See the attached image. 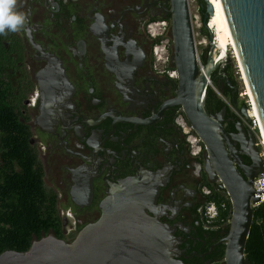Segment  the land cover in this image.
Wrapping results in <instances>:
<instances>
[{
    "label": "flooded vegetation",
    "instance_id": "1",
    "mask_svg": "<svg viewBox=\"0 0 264 264\" xmlns=\"http://www.w3.org/2000/svg\"><path fill=\"white\" fill-rule=\"evenodd\" d=\"M168 9L169 0H17L27 22L0 34V103L16 118L10 128L24 132L25 166L19 156L3 160L0 149V176L31 163L55 199L58 228L49 233L66 242L100 217L112 189L134 179L155 191L146 211L171 231L176 260L224 264L231 216L220 217L227 205L214 196L229 197L210 180L206 149L182 107L171 104L177 75L160 73L152 57L160 38L152 29L170 26ZM228 68L218 63L211 79L237 105ZM207 99V109L222 112ZM223 117L226 133L239 135L243 122L229 106Z\"/></svg>",
    "mask_w": 264,
    "mask_h": 264
},
{
    "label": "water",
    "instance_id": "2",
    "mask_svg": "<svg viewBox=\"0 0 264 264\" xmlns=\"http://www.w3.org/2000/svg\"><path fill=\"white\" fill-rule=\"evenodd\" d=\"M204 3L203 23L211 5ZM235 47L264 125V0H221ZM169 34L172 41L170 63L176 71V97L183 113L206 149V172L210 180L219 179L231 204V218L225 242L224 264H250L245 245L253 222L252 204L259 201L253 187L264 171V158L251 129L239 122V135L230 137L222 124V112L214 115L206 108V95L212 85L211 74L217 47L208 31L210 53L202 63L197 51L188 0H169ZM201 65V67H200ZM211 83V84H210ZM217 90L215 93L217 94ZM247 106L240 113L246 115ZM240 143V149L237 148ZM242 155L250 158L246 165ZM155 191L134 179L121 181L101 203V215L83 227L71 242L48 233L34 239L24 251L5 250L0 264H183L176 260L177 243L158 219L147 213Z\"/></svg>",
    "mask_w": 264,
    "mask_h": 264
},
{
    "label": "trees",
    "instance_id": "3",
    "mask_svg": "<svg viewBox=\"0 0 264 264\" xmlns=\"http://www.w3.org/2000/svg\"><path fill=\"white\" fill-rule=\"evenodd\" d=\"M197 2L202 18L199 34L207 37L208 31L203 24L204 3L202 0ZM159 41L160 38L154 42V45ZM200 60L202 63L205 62V54L200 55ZM228 67L234 77L229 64ZM220 92L223 97L230 100L232 105L234 104L228 91ZM207 95L208 99L215 101L218 108L224 106L228 108L213 89L208 88ZM243 105L246 104L239 102L233 106L240 112ZM12 121L16 122L15 116L5 104L0 103V149L3 160L10 161V156H19L16 159L24 168V154L18 151V147L22 145L24 132L19 128L13 131L10 128ZM4 165L5 168L10 169L8 165ZM31 167L30 163L26 170L17 173L3 172L0 176V254L5 250L24 251L29 248L35 238H40L49 232L55 233L58 228L54 196L44 190L39 175H36ZM214 199L223 201L227 205V210L225 209L220 217L226 218L228 215L230 218L231 204L228 198L216 194ZM244 253L250 264H264V203L253 207V222Z\"/></svg>",
    "mask_w": 264,
    "mask_h": 264
},
{
    "label": "rangeland",
    "instance_id": "4",
    "mask_svg": "<svg viewBox=\"0 0 264 264\" xmlns=\"http://www.w3.org/2000/svg\"><path fill=\"white\" fill-rule=\"evenodd\" d=\"M188 1H189L190 12L192 15V20H193L196 47H197V51H198V54L200 57L201 54L206 53V48L209 47L208 46L209 45L208 39L206 37H202L199 34V30L202 26V18H201V15L199 13V6H198L197 0H188ZM208 20H209V18L207 19V21ZM167 23H168V26H167L166 30H163L162 25H160V24L154 25V27L152 29V31H154L153 33H158L156 36L160 37V41L154 45L155 50H156V54L154 53V49H152V57H153L154 63L156 64V66L158 67V70H160V71L161 70H168V68H171L168 66V62H169V59L171 56L172 42H171V38H170V34H169V22H167ZM161 32H162V34H161ZM199 41H205L204 43L207 42V45H204V44L200 45L198 43ZM221 55H222V48L219 47V49H217L216 56L218 58ZM219 63L220 64L221 63L229 64L231 66V71L233 73L235 82H236L237 87H238L237 97H238L240 103L246 104L248 99L244 93L245 92L244 91V85H243V82L240 78V73L238 74L239 69L237 66L235 55L233 53V50H231L229 46L226 47L225 54L223 55V59H221ZM212 85L214 87L216 86L213 82H212ZM211 89H213L214 92L217 90L219 93L218 95H221L220 97L223 99V101L234 111V113L241 119V121L245 125L248 126L249 122H247L246 119L241 115V113L235 109V107L231 104L230 100L223 97L217 87H215L216 90H214L213 87H211ZM260 150H262V149L260 148Z\"/></svg>",
    "mask_w": 264,
    "mask_h": 264
},
{
    "label": "bare ground",
    "instance_id": "5",
    "mask_svg": "<svg viewBox=\"0 0 264 264\" xmlns=\"http://www.w3.org/2000/svg\"><path fill=\"white\" fill-rule=\"evenodd\" d=\"M209 3L211 5V13L209 16L207 27H209L213 31L214 36V43L216 47L219 49L222 48V57L225 54L226 47H230L231 50H233V53L236 58L237 66L239 69L238 74L240 73V78L244 85V93L247 97L248 101L247 104V112L246 115L249 119H256L257 125H258V137L261 140V145L263 146L264 150V125L262 123L258 107L256 105L253 93L251 91V87L249 85V81L247 80V77L245 75V72L243 70V67L238 60V55L235 47V42L232 37L230 27L226 18V15L224 13L221 0H209ZM213 27V28H212ZM216 61L220 59L215 57Z\"/></svg>",
    "mask_w": 264,
    "mask_h": 264
},
{
    "label": "built area",
    "instance_id": "6",
    "mask_svg": "<svg viewBox=\"0 0 264 264\" xmlns=\"http://www.w3.org/2000/svg\"><path fill=\"white\" fill-rule=\"evenodd\" d=\"M192 22H193V20H192ZM158 24L162 25L163 30H165V28H166V21H160V22H158ZM203 24H204V26L205 25L207 26L208 21L206 20V22L203 23ZM212 33H213V31H212ZM161 34H162V32H161ZM213 39H214V37H213ZM204 42L205 41H199L198 43L200 45H202V44L207 45V42L206 43H204ZM153 49H154V53L156 54L155 46L153 47ZM200 67H201V65H200ZM159 72L160 73L167 74L170 78L176 76V71L174 69H171V68H168V70H161ZM217 94H219V93L217 92ZM219 96H221V95H219ZM248 127H249V129H251L254 132V134L256 136V145L259 147V149L260 148L262 149V150H260V153H261V155L264 158L263 146L261 145V140L258 137V128L259 127L257 125L256 119H250V122L248 124ZM196 140H197L196 138H194V137L192 138V141L193 142L196 141ZM253 187H254V189L256 191V194H255L256 197L259 198V201L258 202L252 204L253 207H256V206L260 205L261 203H264V171L257 174V176L255 177V179L253 181ZM208 209H209V211H211L210 212L211 213L210 214L211 217H213L214 215H216V208L213 206V204H210ZM227 219H229L228 215L226 217V220Z\"/></svg>",
    "mask_w": 264,
    "mask_h": 264
},
{
    "label": "clouds",
    "instance_id": "7",
    "mask_svg": "<svg viewBox=\"0 0 264 264\" xmlns=\"http://www.w3.org/2000/svg\"><path fill=\"white\" fill-rule=\"evenodd\" d=\"M26 22L25 13L17 10V0H0V34H7L6 29L19 32Z\"/></svg>",
    "mask_w": 264,
    "mask_h": 264
}]
</instances>
